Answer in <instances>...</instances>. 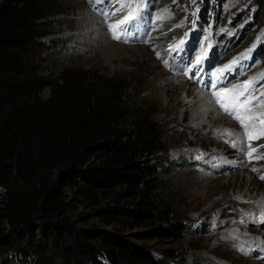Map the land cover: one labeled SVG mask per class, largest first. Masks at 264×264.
Segmentation results:
<instances>
[{
  "label": "trees",
  "instance_id": "1",
  "mask_svg": "<svg viewBox=\"0 0 264 264\" xmlns=\"http://www.w3.org/2000/svg\"><path fill=\"white\" fill-rule=\"evenodd\" d=\"M58 7L0 0V264H16L12 252L35 264H168L119 229L70 217L68 181L75 194L113 202L102 209L107 225L160 223L156 236L175 241L186 231L156 112L130 95L127 78L42 50Z\"/></svg>",
  "mask_w": 264,
  "mask_h": 264
},
{
  "label": "rangeland",
  "instance_id": "2",
  "mask_svg": "<svg viewBox=\"0 0 264 264\" xmlns=\"http://www.w3.org/2000/svg\"><path fill=\"white\" fill-rule=\"evenodd\" d=\"M58 2L60 13L48 18L47 35L40 39L43 44L42 50L50 52L52 58H55L56 53H60L62 57L64 56L63 62L69 66L98 69L108 75L127 78L131 85L130 95L139 103L151 106V111L156 112L155 119L161 127L167 149L164 154H159V157L173 170L176 188L174 208L186 231L181 239L175 241L156 236L154 230L161 225L160 223L134 226L123 221L117 226L107 225L104 217L106 213L102 209L110 207L113 202L106 199L90 201L75 194L68 181L64 189L70 201L69 214L72 220L79 227L119 229L134 243L148 246L161 262L167 261L168 264H218V262L233 264V257L229 252L234 242L222 238L219 226L227 220L238 221L240 203L238 204L239 200L235 199L237 195L264 197V179H261L264 176V164L259 167L258 161L264 159H256L258 155L253 158L249 156L225 158L227 163L234 165L248 162L251 167L247 175L249 177L256 175L255 180L261 185L259 189L248 191L246 187L235 188L231 182L226 181V178L218 181V176L226 173L222 171L224 169L219 171L215 169L214 163L198 159L195 154L184 150L188 138L181 134L182 127L171 119L173 108L167 101L166 88L163 84L167 76H161V72L187 74L193 84L192 87L199 83L205 91L212 90L215 99L218 100L216 93L227 89L217 88L215 78L219 74L218 69L231 64L233 60L238 61L237 58L240 56L251 58L257 68L264 67V0H58ZM122 4H128L130 7L121 8ZM82 6L90 14L96 13L100 18L99 22H105L109 26L123 19L131 9L136 10V18L128 25L122 26L127 31L121 41L111 38L118 44L115 50H111L87 40L91 26L79 27V23L74 25V22H82V19L72 20L71 15L74 10L80 13ZM165 15L167 20H162ZM205 51L207 56L197 65L196 58ZM169 77L171 75L167 78ZM241 83L245 84L246 80ZM42 95L47 98L50 89L46 88ZM248 95L258 98L259 92L246 96ZM181 98L191 100L184 93ZM243 99L245 97H241V100ZM263 118L264 115L261 116V119ZM259 147L260 145H248L247 149L251 151L252 148ZM259 157H264V154ZM206 175H211L213 179L203 180ZM219 199H222L224 204L221 208L218 207ZM218 211L223 212L225 217L216 221L212 215ZM255 225L258 226V224L253 226ZM168 251L174 256L167 260L165 255ZM10 255L9 258H13L12 261L17 262L16 264H35L38 259L32 256L25 260L24 256L17 255L16 252ZM255 257L259 262L264 261V251L257 252ZM52 262L57 263L60 260L55 257Z\"/></svg>",
  "mask_w": 264,
  "mask_h": 264
},
{
  "label": "bare ground",
  "instance_id": "3",
  "mask_svg": "<svg viewBox=\"0 0 264 264\" xmlns=\"http://www.w3.org/2000/svg\"><path fill=\"white\" fill-rule=\"evenodd\" d=\"M71 16L72 20L82 19V22H74V25L79 23V27L91 26L87 40L107 49L115 50L117 48V40H111L113 37L111 31L108 30L109 24L99 22L100 18L96 13L90 14L82 6L80 13L74 10ZM162 20H167V15L163 16ZM237 60V63L232 65L230 71L217 74L215 78V82L218 84L217 88L218 90L226 88L236 89L237 86L242 84V81L246 80L247 82L249 81L248 78L252 76L250 80L253 81V84L246 95L259 92V97H252L253 105L250 111L242 114L264 115V103L261 102L264 101V95H262L264 94V67L257 68L258 66L251 61V58H242L240 56ZM169 75L171 77L167 78ZM161 76H167L163 80V84L166 88L167 101L173 108L171 119L176 125L182 127L181 134L188 138V144L184 146V150L190 154H195L198 159L214 163L215 169L219 171L224 169L222 171H226V173L218 176V181L226 178V181L231 182L235 188L246 187L248 191L259 189L261 185L256 182L254 177L256 175H251L250 177L247 175L251 167L248 162L245 163L244 161V164L234 165L227 163L225 158L231 156L243 158L248 156L247 153L250 152L247 149L248 145H260L257 151L253 153V156L264 154V136L257 140H248L246 135L247 131L253 130V125L257 131L264 125H261L259 120H253L249 122V128L245 129L239 121L224 111L218 100L215 99V93L212 90L205 91L199 83L192 87L193 84L187 74H170L169 71H162ZM240 90L242 91L243 89L241 88ZM183 93L191 100L182 99L181 95ZM262 115H260L259 119H261ZM229 132L232 135H228L227 133ZM258 161L259 167H261V164H264V160ZM204 179L212 180L213 177L206 175L203 177ZM210 191L213 193L212 190ZM235 199L239 200L238 204L240 203V214L237 215L238 221L227 220L219 226L221 232L217 233L221 234L222 238L234 242L229 252V255L233 257V264H264V261L259 262L255 257L257 252L264 251V229L261 227H264V197L254 198L237 195ZM200 200L203 199L200 198ZM221 200H217L220 203L218 205L219 208L224 205ZM224 215L223 212L220 213L218 211L212 217L217 221ZM254 224H258V226H253ZM218 264L228 263L218 262Z\"/></svg>",
  "mask_w": 264,
  "mask_h": 264
},
{
  "label": "snow or ice",
  "instance_id": "4",
  "mask_svg": "<svg viewBox=\"0 0 264 264\" xmlns=\"http://www.w3.org/2000/svg\"><path fill=\"white\" fill-rule=\"evenodd\" d=\"M130 6L128 4H122L121 8H129ZM135 9H131L128 11V14L121 20H119L117 23L110 25V31L112 33L113 39L117 41H121L125 34L127 29L122 27L125 25H128L129 22H132L135 20ZM178 47V46H177ZM207 56V52L205 51L200 57L196 58L195 63L199 65L201 61ZM167 64V61H165ZM237 61L233 60L231 64L225 66V68L218 69V73H223L225 71H230L232 68V65L236 64ZM253 84V81L249 80L243 85L237 86L236 89H226L222 92L218 91L216 93V96L218 98V103H220L221 107L224 109L225 112H227L229 115L233 116L242 127L245 129L249 128V122L253 120H259V123L261 125H264V119H259L260 115L262 114H256V115H244L242 113H247L250 111L252 105H253V99L250 95L246 96V93L249 92V89L251 85ZM243 89L242 91L240 89ZM264 95V94H262ZM241 97H245V99L241 100ZM264 103V101H261ZM253 130H249L246 132L247 139L248 140H257L260 137L264 136V127H261L258 131L255 130V126H252ZM228 135H232V133H227ZM257 151L256 148H252L250 152L247 153L249 158H253V153ZM256 159H264V157H255ZM256 169H253L255 171ZM261 179H264V176L261 177Z\"/></svg>",
  "mask_w": 264,
  "mask_h": 264
}]
</instances>
